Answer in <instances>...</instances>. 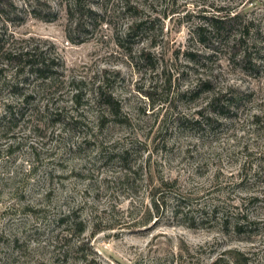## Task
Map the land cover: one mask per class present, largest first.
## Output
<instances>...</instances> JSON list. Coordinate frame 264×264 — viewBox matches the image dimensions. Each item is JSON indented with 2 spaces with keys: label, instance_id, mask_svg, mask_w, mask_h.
I'll return each mask as SVG.
<instances>
[{
  "label": "rangeland",
  "instance_id": "obj_1",
  "mask_svg": "<svg viewBox=\"0 0 264 264\" xmlns=\"http://www.w3.org/2000/svg\"><path fill=\"white\" fill-rule=\"evenodd\" d=\"M10 1L0 264H264V0ZM34 50L53 80L2 55Z\"/></svg>",
  "mask_w": 264,
  "mask_h": 264
},
{
  "label": "trees",
  "instance_id": "obj_2",
  "mask_svg": "<svg viewBox=\"0 0 264 264\" xmlns=\"http://www.w3.org/2000/svg\"><path fill=\"white\" fill-rule=\"evenodd\" d=\"M7 6L9 7V9L13 8V4L10 0H0V14L3 11L2 8L7 7ZM82 6H81V0H72V4H71L72 10L79 11L81 12V14H83V12L85 14H88L90 12L89 8L87 7V9L84 10V8L82 9ZM225 17L226 18H222L218 15H212L211 17H200L201 19H204L207 22H205L204 24L203 23L200 24L195 29V35L198 41L200 43H204L210 31L214 32L215 34H224V33L230 34V31L227 30V26H229L230 22H233L234 20H236L237 17L234 15L232 17H228V16H225ZM51 20L52 19H46L44 21L50 22ZM142 25L143 23H141L140 20L131 23V25L126 30V33H127L126 36H130L131 31L140 30ZM242 40L243 39L239 37L237 40H235L237 41L236 44H243L244 41ZM1 51H2V48L0 47V54H1ZM2 55L4 58H6V60L10 61L16 66L15 68L17 69L15 71V74L22 72L27 76L21 81L22 83H26L27 81H29V78H32L33 80H36V81H40L42 83H46V82L51 81V79L53 80L54 76L58 75L56 71L59 66L58 59L55 57L49 58L45 56L44 53H39L36 50L30 51V52H24V53L6 52ZM239 58H241V63H246L247 61L246 50L243 52L241 51V56ZM97 96H102V95L97 93ZM220 100L221 99L218 97H213L210 104L214 105L215 107H219L221 110L220 112H222L223 105L220 104L219 102ZM229 105L231 106L230 103ZM6 114L10 120L13 119L14 114L11 112V107L9 106L6 107ZM235 229L237 231L240 230V226H237Z\"/></svg>",
  "mask_w": 264,
  "mask_h": 264
}]
</instances>
